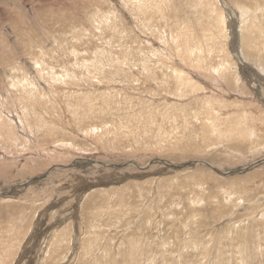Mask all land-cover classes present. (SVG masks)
<instances>
[{"label": "rangeland", "instance_id": "obj_1", "mask_svg": "<svg viewBox=\"0 0 264 264\" xmlns=\"http://www.w3.org/2000/svg\"><path fill=\"white\" fill-rule=\"evenodd\" d=\"M259 61L264 0H0V264H264Z\"/></svg>", "mask_w": 264, "mask_h": 264}, {"label": "bare ground", "instance_id": "obj_2", "mask_svg": "<svg viewBox=\"0 0 264 264\" xmlns=\"http://www.w3.org/2000/svg\"><path fill=\"white\" fill-rule=\"evenodd\" d=\"M241 14H244V11H242L241 12ZM210 54V53H209ZM252 63V62H251ZM259 63L263 66L264 65V62H260L259 61ZM259 64V67H261V65ZM249 65V64H248ZM257 68V67H256ZM226 70V68L224 67H218V68H215V67H213V68H210V72L212 73V75L215 73V75L218 77V78H226V83L227 84H233V86H235V84H236V78L237 77H235V72H234V75L233 74H229V75H231V77H229V76H227L226 77V73H224V71ZM260 71H262L263 73H264V66L263 67H261L260 68ZM228 72H229V69H228ZM61 79V78H60ZM59 80V79H58ZM69 82V81H68ZM228 93V92H227ZM42 98V97H41ZM32 102H34L33 100H32ZM250 102V101H249ZM35 103V102H34ZM248 104V103H247ZM36 107V106H35ZM250 110H251V108H250ZM245 111L247 112L248 110L247 109H245ZM216 114H217V112H216ZM224 114V113H223ZM244 115H245V113L243 114V119L242 120H244V121H246V117H244ZM79 117V116H78ZM230 117V116H229ZM206 118L209 120V122L207 123V119H206V121H204L205 122V124H204V129H202V130H200L199 132H197V134L199 135H201V137H202V139L204 140L205 138H206V134L207 133H209L210 132V136H213V134H214V136L216 135V134H218L219 136H222V134H221V132L222 131H225L226 132V130L224 129V130H222L221 129V126L222 125H220V123H221V121L223 120L222 119V117H221V119L219 120V118H217V116L216 115H213V114H211V115H209V116H206ZM232 118V117H231ZM231 118H229L230 120H231V122H232V124L231 125H234V128L233 129H236V127L235 126H238L239 125V127L242 125V124H240L241 123V119L240 118H237L236 120H233V119H231ZM227 121V120H226ZM56 122V121H55ZM243 122V121H242ZM183 123V122H182ZM227 123H230V122H227ZM227 123H226V125H227ZM9 124V123H8ZM56 124H57V122H56ZM63 124V123H62ZM222 124V123H221ZM245 124H247V127H246V129L248 130H250V133L253 135V134H256V132H255V130L253 129V128H249V123L248 122H246ZM263 125V124H262ZM20 126V125H19ZM264 126V125H263ZM71 127V126H70ZM183 127V126H182ZM224 127V126H223ZM225 127H227V126H225ZM229 127V126H228ZM232 127V126H231ZM238 127V128H239ZM252 127V126H251ZM228 129H230V128H228ZM232 129V128H231ZM76 130V129H75ZM204 130V131H203ZM248 130V131H249ZM229 131V130H228ZM234 131V130H233ZM233 131H231V132H233ZM242 131V130H241ZM240 131V132H241ZM77 132V131H76ZM75 132V133H76ZM204 132H207V133H204ZM236 132V131H235ZM239 132V133H240ZM91 133H93V132H91ZM117 133V132H116ZM90 134V133H89ZM96 135V134H95ZM244 133H241L239 136H238V138H237V140H239V141H243L244 139ZM100 136V135H99ZM209 137V136H208ZM254 139V138H253ZM194 141V140H193ZM193 141H190V143L192 144L193 143ZM178 144V143H177ZM194 145L196 144V143H193ZM219 144V143H218ZM248 144V143H247ZM196 145H198V144H196ZM190 146H192V145H190ZM233 148V147H232ZM176 149H177V147H176ZM231 149V148H230ZM239 152V151H238ZM28 153V152H27ZM164 164H166V163H164ZM212 167H213V165L212 164H210ZM215 167V166H214ZM259 182V181H258ZM232 193V192H231ZM231 193H230V195H231ZM242 223V222H241ZM59 240H60V237H59ZM87 241V240H86ZM47 242V241H46ZM48 244V243H47Z\"/></svg>", "mask_w": 264, "mask_h": 264}, {"label": "water", "instance_id": "obj_3", "mask_svg": "<svg viewBox=\"0 0 264 264\" xmlns=\"http://www.w3.org/2000/svg\"><path fill=\"white\" fill-rule=\"evenodd\" d=\"M191 163V162H190ZM240 171H242V170H238V171H236V172H240ZM224 175V174H223Z\"/></svg>", "mask_w": 264, "mask_h": 264}]
</instances>
